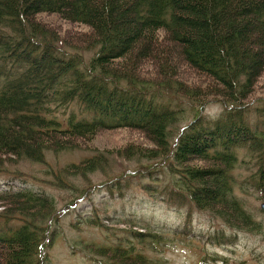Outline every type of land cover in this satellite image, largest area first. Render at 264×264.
<instances>
[{
  "label": "trees",
  "instance_id": "16d2710c",
  "mask_svg": "<svg viewBox=\"0 0 264 264\" xmlns=\"http://www.w3.org/2000/svg\"><path fill=\"white\" fill-rule=\"evenodd\" d=\"M52 14L86 31L62 35L42 21ZM148 59L159 65L154 78L140 76ZM184 62L201 74L197 85L176 79L175 64ZM263 73L264 0H0V173L22 160L43 163L51 187L0 189V264H49L48 247L68 215L78 232H104L102 243L68 239L93 264H167L149 254L164 250L170 230L131 204L96 201L103 188L126 197L121 184L129 179L90 184L111 156L135 163L148 194L163 195L156 174L166 171L165 188H173L164 201L188 200L227 226L261 233L240 198L252 189L264 201V97L246 100ZM214 101L223 110L205 114ZM185 107L191 115L181 125ZM125 126L151 145L57 166L48 160ZM239 168H248L240 179ZM86 199L89 211H77Z\"/></svg>",
  "mask_w": 264,
  "mask_h": 264
},
{
  "label": "rangeland",
  "instance_id": "374dc122",
  "mask_svg": "<svg viewBox=\"0 0 264 264\" xmlns=\"http://www.w3.org/2000/svg\"><path fill=\"white\" fill-rule=\"evenodd\" d=\"M42 21L57 28L62 35L86 31L84 25H73V23L65 21L54 14L50 16L43 15ZM87 29L89 30L88 27ZM139 67H141L140 76L143 75L145 78H154L156 70H160L159 65L153 59H148ZM175 69L178 70V78L176 79L185 84L197 85L198 82L203 80L201 74L194 68L187 66L185 62L176 63ZM251 89L252 94L250 93L246 100L252 105L260 97H264V73L259 78L256 86ZM223 108L224 105L219 101L210 102L205 106L204 113L215 116ZM181 112L178 116V122L182 125L190 117L191 109L185 107ZM251 116H254V113H251ZM130 143L151 145V142L144 137L139 129L126 126L103 129L97 133L92 142L80 143L79 147L72 152L50 154L48 160L56 166L71 160L79 162L80 158L93 152L107 153V151H112L116 147ZM109 160L111 163L106 171L92 173L90 184H100L102 181L114 178L113 176H117L118 179H129L127 183L121 184L122 192L126 194V197L124 195V199L121 200L117 197L118 194H114L117 191L116 189L108 191L103 188L98 191L101 194L99 193L100 195H98L96 201L99 202L101 196L110 199L108 201L109 209L113 205L120 206L122 202L128 205L131 204L130 210L136 211L137 214L142 211V215L147 220L171 231L164 250L156 255L149 254L150 257L160 258L167 264H264V212L260 208L263 200L257 199L252 189L249 193L242 194L240 199L258 219L257 221L261 220L263 227L255 230L258 232L262 230L261 233H250V230L242 227L227 226L222 221L212 219L207 213L197 210L193 203L188 200H184L186 201L184 205H178L169 200L164 201L171 198L169 193L173 188H165L166 171L156 174L161 176V182L164 185L163 195L160 196L159 193H156L152 196L143 188L148 178H140L132 172L136 166L133 161H126L117 156H111ZM193 162L201 164V161L196 159ZM46 167L43 163L24 160L19 161L17 164L7 165V170L5 169L0 173V189H8L9 183L15 189L24 185L30 188H51L45 180ZM237 172V178L240 179L241 176L248 173V168L242 170L239 168ZM126 173L130 176L126 177ZM112 184H115V182L113 181ZM234 191L240 192L237 186L234 187ZM56 194L59 198L65 195L64 192L60 193L59 189ZM173 198L177 200L178 196H173ZM181 200L183 199L179 197V201ZM76 209L77 211H89V200L79 201ZM72 218L74 219L72 215H68L62 218V222L58 223L61 232L55 233L58 236L54 243L48 247L49 264H93L83 255L84 253H76L75 250V253H73L71 242L68 239L80 236L88 241L102 243L104 232L97 227L87 225H85V228L83 227L81 232H78L69 224Z\"/></svg>",
  "mask_w": 264,
  "mask_h": 264
},
{
  "label": "water",
  "instance_id": "95a60500",
  "mask_svg": "<svg viewBox=\"0 0 264 264\" xmlns=\"http://www.w3.org/2000/svg\"><path fill=\"white\" fill-rule=\"evenodd\" d=\"M262 209H264V202L261 204Z\"/></svg>",
  "mask_w": 264,
  "mask_h": 264
},
{
  "label": "bare ground",
  "instance_id": "6f19581e",
  "mask_svg": "<svg viewBox=\"0 0 264 264\" xmlns=\"http://www.w3.org/2000/svg\"><path fill=\"white\" fill-rule=\"evenodd\" d=\"M263 202H261V204H262ZM261 204H260V208L262 209V207H261ZM263 211H264V209H262Z\"/></svg>",
  "mask_w": 264,
  "mask_h": 264
}]
</instances>
